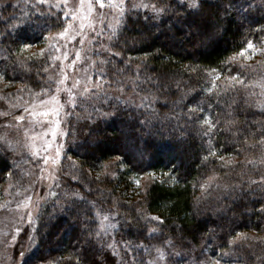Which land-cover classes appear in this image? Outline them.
I'll use <instances>...</instances> for the list:
<instances>
[{
    "label": "trees",
    "instance_id": "1",
    "mask_svg": "<svg viewBox=\"0 0 264 264\" xmlns=\"http://www.w3.org/2000/svg\"><path fill=\"white\" fill-rule=\"evenodd\" d=\"M159 7L165 11L126 14L104 65L108 82L131 79L149 99L132 106L97 95L73 109L63 160L71 175L40 207L35 248L24 264H119L97 235L96 205H114L121 238L143 243L133 250L137 264H149L161 248L191 264L214 256L221 264H264V101L250 85L255 67H264V0H199L195 8L162 0ZM65 23L62 10L3 3L0 82L51 90L50 58L23 47L41 45ZM249 41L259 50L258 65L237 55ZM237 72L243 84L229 80ZM206 117L214 128L201 123ZM22 158L0 141V186L16 180ZM151 173L158 177L141 199L124 201L130 178ZM166 173L171 180L162 178ZM151 225L157 231L150 234Z\"/></svg>",
    "mask_w": 264,
    "mask_h": 264
},
{
    "label": "rangeland",
    "instance_id": "2",
    "mask_svg": "<svg viewBox=\"0 0 264 264\" xmlns=\"http://www.w3.org/2000/svg\"><path fill=\"white\" fill-rule=\"evenodd\" d=\"M160 1L162 0H125V12L122 18L119 17L116 9L107 6V0H105L106 6L104 8H100L99 5L95 3V0H93L95 11H92L91 13L88 12L86 5L84 10H80L79 0H68L67 4H64L63 0H48V3H42L40 0H5L3 3L21 4L25 2L28 4L32 3V5L43 4L47 7H52L55 10H62L64 14L71 13L72 11L77 13L75 18L71 15L67 17L64 15L66 18L64 26L49 33L46 40L41 45H29V47H23L25 53L41 56L46 55L50 58L51 64L47 71V79L52 86L50 92L55 89L56 81L64 79L63 73H67L68 78L64 79V84L60 85L61 89L65 87L73 88V84L76 81H79L80 84L78 87L73 88L74 92L81 93L83 92L84 87L89 89V92L84 96H77L78 104H85L88 99H92L97 95H104L105 97L113 98L132 106H141L146 102V99L135 91L131 79H125L121 85L114 82L109 83L105 79V75H103V79H101V70L105 74L106 71H104V65L107 63L108 57L112 52L110 46L114 36L113 33L115 32L116 35L122 27L126 14L132 10H148L154 12L151 7L132 8V4L142 3L155 5L160 8ZM181 1L188 2V0ZM57 3H60V7L56 6ZM86 17H90L95 23L89 26V21L88 19H85ZM117 19H120L119 25L116 24ZM100 21H103V23H100ZM69 23L73 25V28L69 29V35L75 36V39H69L68 36L62 37L57 35L59 32L63 31ZM81 23L85 24L83 29H79L78 27ZM109 25H112V27H109ZM77 32H79V34H77ZM109 37H112V39H109ZM81 41H83V43H81ZM255 49L254 53L252 49H248L245 53L250 59L242 57L249 63H255L258 65L259 50L257 47H255ZM77 51L80 52L81 59L76 62L75 66H69L72 60L75 59V53ZM65 53H68L67 59H64ZM53 57H59V59H53ZM258 66L259 67H255V72H253L254 76L252 79L254 82L250 85L252 92L258 91V93L261 94V96H258L264 101V67H261V65ZM94 85H99V87H94ZM0 88L6 90L4 93H1V98L4 103H0V111L10 113L8 117L0 116V120H2L0 125V137L6 138L0 139V141L6 142L9 147L23 157L20 160L21 170L19 176L16 177V180H9L6 184L0 186V205H3V207H0V264H24L25 256L29 255V253L35 248V240L30 241L29 237L35 235L34 225L40 207L48 199L51 194L50 189H52L55 184L59 183L60 178L63 181H67V177H70L71 175V173L66 170L68 163H65L63 160L64 153L67 149L66 137L70 132L68 130V125H70L71 120L74 119V115L76 114L73 112V107L65 104V107L60 111L58 117L60 120L59 127H56L54 124L51 125L56 129L57 135L55 139L51 138V133H49V136L47 137V139H50L53 144V154L57 144L62 146L58 165H52L51 168H49V171L53 168L59 169L56 172V175L59 176V180L55 182L49 179L39 180L43 150H41L40 157H32L25 150L24 144L26 139L30 138L31 131L42 134L43 129L36 123V121L44 120V118L41 116H30L29 112L33 110L40 112L46 107H53L54 105L51 101L45 106L39 104V100L45 98L44 93L41 91L38 92L40 94L38 96L36 93L37 91L31 92L21 85L14 86L10 85V83L4 82H0ZM58 97L63 104L67 99V93L61 91L58 94ZM29 105H32V107L29 108V112H25L24 109ZM65 112L72 113V115L65 116ZM17 115H24L25 120H14V117ZM77 117L79 118V115L75 116L76 120L78 119ZM56 119V116L50 114L48 121H55ZM48 121H46V125ZM9 124L13 125V127H6V125ZM23 127L30 129L28 137L23 133ZM63 132H67V135H63ZM36 143L40 144L42 143V140L37 139ZM49 163L51 164V162ZM109 165H113V163H110ZM109 172H111L110 174H113V170H110ZM45 176H47V173H45ZM156 177H158V175L155 173L142 176H132L128 185L125 186V191H127L125 195L127 198L123 200L129 203L138 202L141 199L139 196L145 191L149 181ZM162 178L168 181L172 179L169 173L164 174ZM136 181H139V183L137 184ZM78 194L79 195L76 196H82L81 193ZM28 196H31V205L29 207H24V205L28 203L26 200V197ZM18 204L20 207H17ZM29 212L35 217V220L31 225L26 222L27 214ZM95 213L99 221L101 243H103V241L106 242L104 246L107 248L109 245H114V247L111 248L114 253L117 254L119 264H137L135 259L133 260V258H135L133 250L137 248V252L139 248L144 245L143 243H132L126 237H124V239L123 237L121 238L119 235L121 216H119V212L115 209L114 205H96ZM105 216L108 217L107 220L104 219ZM150 217L157 216L147 215L146 219L148 220ZM150 220L154 223L157 221L154 219ZM101 225L104 227H101ZM17 228L21 229L19 233L16 231ZM151 229H157V226L151 225L149 231ZM154 232L150 231L149 233L151 234ZM25 233H27V235ZM13 236L16 237L15 240H13ZM126 243L130 244V248H125L124 245ZM159 250L160 251H155L154 255L151 257L146 258L147 263L191 264L189 262L176 261L177 258L175 259V257L172 256V253H169V251L165 249L161 248ZM21 252H23V255L20 254ZM216 259L217 258L214 256L208 260L213 261ZM208 260L205 262V259H202L200 264H209Z\"/></svg>",
    "mask_w": 264,
    "mask_h": 264
},
{
    "label": "snow or ice",
    "instance_id": "3",
    "mask_svg": "<svg viewBox=\"0 0 264 264\" xmlns=\"http://www.w3.org/2000/svg\"><path fill=\"white\" fill-rule=\"evenodd\" d=\"M40 2L42 3H48V0H40ZM68 0H63V3L64 4H67ZM95 3L99 5L100 8H104L106 6V2L105 0H95ZM85 5L87 6V10L89 13H91L92 11H95V6L93 4V0H79V8L80 10H84L85 8ZM57 7H60V3H57L56 5ZM107 6L110 7V8H114L117 10L118 12V15L120 18H122L124 16V12H125V0H107ZM188 6L189 7H192V8H195V7H198V0H188ZM0 7H3V0H0ZM139 7H145V8H148V7H151L152 10L157 13V14H160L162 12L165 11V9L163 8H158L156 7L155 5H147V4H132V8H139ZM66 17L71 15L73 18L76 17L77 13L75 11H72L71 13H65L64 14ZM85 19H88L89 21V26H91L93 23H95L94 20H92L90 17H86ZM100 23H103V21H100ZM120 23V19H117L116 20V24L119 25ZM15 27V26H13ZM79 29H83L85 27V24L81 23L79 26ZM109 27H112V25H109ZM73 28V25L71 23H69L63 31L59 32L57 35L59 36H68L69 39H75V36H72V35H69V29ZM95 30V29H93ZM75 31V29H74ZM77 34H79V32H77ZM113 35H115V32L113 33ZM109 39H112V37H109ZM81 43H83V41H81ZM24 47H29V45H24ZM248 49H252L253 50V53L255 52V46L253 45V43H251L250 41L248 42L247 44V48L246 49H241L240 53H238L237 55L238 56H243L245 59H250L249 56H246L245 53L248 51ZM264 51V50H262ZM43 52V50H42ZM120 53H115V55H119ZM68 58V53H65L64 54V59H67ZM53 59H59V57H53ZM81 59V55H80V52L77 51L75 53V59L72 60L71 64L69 66H75L76 62L78 60ZM233 60L236 59V57H233L232 58ZM241 67H245L244 65H241ZM44 71H47V69H45ZM215 71V70H213ZM64 75V79H67V73H63ZM103 71L101 70V79H103ZM0 79H3V75L0 74ZM51 79V78H50ZM64 79H61V80H58L56 81V87L54 90H52L50 92V90L48 88H42L41 89V92L44 93V97L43 99H40L39 100V104L42 105V106H45L49 103V101H51L53 103V107H46L44 110L40 111V112H36L35 110L29 112V108L32 107V105H29L28 107H26L24 109L25 112H29V115L30 116H41L44 118V120H37L36 123L40 125V127L43 129V132L42 134L41 133H37L35 131H31V136L30 138L26 139V142L24 144V148L25 150L32 156V157H40L41 156V150H43V156H42V166H40V177L38 178L39 180H43V179H49L51 181H58L59 180V176L56 175V172L59 170V169H56V168H53L51 171H49V168H51L52 165H58L59 163V159L61 157V145L57 144L55 146V149H54V154H53V144L51 142L50 139H47V137L49 136V133H51V138L52 139H55L57 133H56V129L55 127H52L51 125L54 124L56 127H59L60 125V120L58 119L59 115H60V111L65 107V104L75 108L78 106V101H77V96H84L85 94H87L89 92V89L87 87H84L83 89V92L81 93H77V92H74L73 91V88L75 87H78L80 82L79 81H76L74 84H73V88H63L61 89L60 85L61 84H64ZM229 80L230 81H235L236 83H239V84H243V79L240 78V73L237 72L234 76L232 77H229ZM111 83V82H109ZM135 86V85H133ZM94 87H99V85H94ZM233 87H235V84H233ZM61 91H64L65 93H67V99L66 101L62 104L59 100V97H58V94L61 92ZM208 91H212L211 88L208 89ZM37 95L39 96L40 94L37 93ZM144 99H149L148 97H145ZM148 107H151V104H148L147 105ZM201 111H203V109H200ZM51 115H54L57 117V119L55 121H48V118L49 116ZM100 115L102 116H107L109 115L108 113H104V112H100L99 113ZM10 115L9 112H6V111H0V116H4V117H8ZM69 115H72V113H69V112H65V116H69ZM89 118H91L89 116ZM14 120L16 121H24L25 120V116L24 115H17L14 117ZM46 121H48L47 125H46ZM202 124H205V125H209L210 128H214L216 125L212 122L211 119L209 118H205L203 121H201ZM6 127H13V125L9 124V125H6ZM23 130V133L25 134L26 137L29 136V132H30V129L27 128V127H23L22 128ZM63 135H67V132H63L62 133ZM209 133H205V135H208ZM0 139H6L5 137H0ZM37 139H41L42 140V143L40 144H37L36 143V140ZM260 143L262 145H264V135L261 136V139H260ZM10 144V142H9ZM215 155V152L214 151H209V156H214ZM209 157L206 156L204 157L205 160H207ZM219 159L221 161H224V157H219ZM27 162V161H26ZM51 162V164L49 163ZM264 162V161H262ZM226 164L227 163H231V162H225ZM75 166V165H73ZM45 173H47V176H45ZM9 176H11V173L8 174ZM73 180H77L78 177L76 176H73L72 177ZM210 180L211 179H214V177H210L209 178ZM260 180L261 181H264V176H261L260 177ZM136 183L138 184L139 181H136ZM31 187V185H30ZM201 187H205V185H201ZM54 194V193H53ZM73 195H79L78 193H73ZM26 200L28 201L27 204L24 205V207H29L31 205V196H28L26 197ZM94 203V202H93ZM0 207H3V205H0ZM17 207H20V205L18 204ZM262 210H264V208H262ZM105 220L108 219L107 216L104 217ZM149 219H154V220H157L159 221L160 220V217H150ZM35 220V217L33 216V214L31 212H29L27 214V219H26V222L28 224H32ZM101 227H104L103 225H101ZM112 227H115V226H112ZM16 231L19 233L21 231L20 228H17ZM150 231H157V229H151ZM27 235V233H25ZM97 235L99 236L100 233H97ZM243 234H237V237H240L242 236ZM246 238V237H245ZM16 237L13 236V240H15ZM36 237L35 235H32L29 237V240L30 241H33L35 240ZM235 239L236 238H233L232 241H230V243H234L235 242ZM125 248H130V244H125L124 245ZM109 247H114V245H109ZM157 251H160L159 249ZM21 255H23V252L20 253ZM175 255H179L178 253H174ZM228 255V253H221V259H223L224 256ZM135 258H133L134 260ZM209 264H220V259H216V260H213V261H209Z\"/></svg>",
    "mask_w": 264,
    "mask_h": 264
}]
</instances>
